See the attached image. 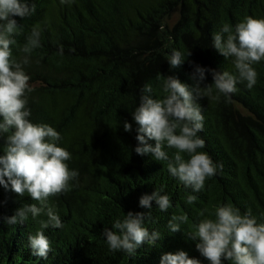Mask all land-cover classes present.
<instances>
[{"label": "trees", "instance_id": "trees-1", "mask_svg": "<svg viewBox=\"0 0 264 264\" xmlns=\"http://www.w3.org/2000/svg\"><path fill=\"white\" fill-rule=\"evenodd\" d=\"M29 4L36 10L31 16L15 17L20 34L10 46L18 61L28 56L23 68L32 88L26 92L29 119L60 133L58 146L70 152L66 163L78 177L68 191L49 197L63 227L44 230L51 247L47 259L32 255L28 242V235L35 234L47 215L33 219L29 214L25 223H5L4 218L19 207L38 202L27 193L20 197L0 186V264H160L162 254L178 250L210 264L187 234L216 206L231 204L241 213L250 209L257 222L264 223V59L253 65L258 73L253 88L238 83L237 91L225 97L213 85L211 94L198 100L204 120L197 135L205 147L197 151L222 165L199 192L173 177L168 161L134 151L138 125L132 116L145 84L161 98L165 76L192 84L195 64L235 72L232 59L212 46L213 34L223 24L234 29L246 16L264 17V0H29ZM35 25L41 31L40 47L25 54L22 48ZM174 50L186 59L179 68H170L167 60ZM205 76L201 87L213 83L210 72ZM125 120L132 124L131 132L124 131ZM4 148L5 138L0 137V155ZM164 151L174 159L175 148L165 144ZM155 190L169 195L167 211L159 210L155 201L151 210L140 207L139 198ZM188 195L197 200L188 204ZM204 209L208 212L201 215ZM128 211H150L145 227L161 234L155 246L144 244L130 258L110 251L102 234ZM173 215L188 217L176 233L168 228Z\"/></svg>", "mask_w": 264, "mask_h": 264}, {"label": "clouds", "instance_id": "clouds-1", "mask_svg": "<svg viewBox=\"0 0 264 264\" xmlns=\"http://www.w3.org/2000/svg\"><path fill=\"white\" fill-rule=\"evenodd\" d=\"M35 10L29 0H0V137L5 138L4 155H0V186L20 197L27 193L38 202L19 207L12 216L4 218L5 223H25L29 214L33 219L47 215V220L39 221L40 228L35 234L28 235L32 255L47 259L51 247L44 230L63 227L60 216L49 205V197L68 191L78 172L70 170L66 163L71 159L70 152L58 146L60 133L48 124H35L29 119L31 110L27 107L26 92L32 88L23 68L28 56L22 62L12 56L10 46L16 44L21 27L15 17L31 16ZM40 37L39 26H33L22 51L30 54L39 48ZM212 46L226 59H232L235 72L195 64L190 75L192 84L181 82L174 75H164L162 97L156 98L153 87L145 84L141 87L139 106L132 112L138 125L134 151L140 156L150 154L156 161H168L169 173L193 192L201 191L206 178L222 169L206 152L197 151L205 147V141L197 135L203 130L204 120L198 100L209 96L213 85L225 97L237 91L238 83L246 82L248 89L256 85L258 73L253 65L264 59V17L246 16L234 29L223 24L213 34ZM167 60L170 68H179L186 59L181 51L174 50ZM206 72L211 73L213 83L201 87ZM123 128L131 132L132 124L125 120ZM165 144L176 149L174 159L170 160L164 151ZM182 153L189 158L185 159ZM196 200L195 195H188L186 202L192 204ZM152 201L161 211L171 207L169 195L159 190L142 195L139 205L151 210ZM204 212L208 209L201 215ZM150 215V211H128L111 228L105 227L102 234L110 251H121L130 258L144 244L155 246L161 234L145 227ZM187 221V215H173L168 221L169 231H181L180 224ZM187 235L210 264H222V260L232 264H264V223H258L250 209L241 213L231 204L218 205L214 213H209ZM160 264H202V261L178 250L162 254Z\"/></svg>", "mask_w": 264, "mask_h": 264}]
</instances>
